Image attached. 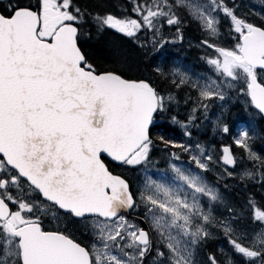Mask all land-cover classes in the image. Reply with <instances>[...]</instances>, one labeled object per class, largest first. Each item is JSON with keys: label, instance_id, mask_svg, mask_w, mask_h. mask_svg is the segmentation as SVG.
Listing matches in <instances>:
<instances>
[{"label": "snow or ice", "instance_id": "1", "mask_svg": "<svg viewBox=\"0 0 264 264\" xmlns=\"http://www.w3.org/2000/svg\"><path fill=\"white\" fill-rule=\"evenodd\" d=\"M131 3L133 17L97 15V26L128 37L151 32L153 46L162 48L167 41L155 37L164 23H180L178 8L199 21L209 37L218 34L221 15L228 20L236 43L224 48L204 40L216 53L207 63L228 87L241 82L240 91L264 114V79L259 78L264 27L237 15L226 0ZM82 19L74 0H7L0 5V264H146L149 257L155 264H194L192 246L209 236L205 225L210 216L200 197L215 201L218 195L199 174L172 164L173 176L148 175L139 190L150 230L123 214L137 207V194L106 159L146 165L153 145L150 128L173 97L145 79L97 73L78 43ZM173 71L180 74L178 68ZM184 83L183 77L179 83L173 80L177 87ZM199 97L225 99L215 80L200 87ZM200 107L207 109L203 103ZM220 130L230 131L227 124ZM160 139L184 151L191 147ZM250 139L249 128L243 127L233 144L258 159ZM196 148L200 156L191 160L206 171L212 157L204 156L200 145ZM221 151L222 163L234 167L231 146ZM248 207L259 228L251 239L237 236L228 224L222 227L235 252L264 264V205L249 201ZM53 208L84 222L91 231L90 247L63 231L43 228L42 217ZM207 264H218L216 256L208 255Z\"/></svg>", "mask_w": 264, "mask_h": 264}, {"label": "trees", "instance_id": "2", "mask_svg": "<svg viewBox=\"0 0 264 264\" xmlns=\"http://www.w3.org/2000/svg\"><path fill=\"white\" fill-rule=\"evenodd\" d=\"M259 2L260 4L257 6H247L253 8V11L252 9H246L247 12L245 15L249 22L264 26V15L261 14L264 13V0H260ZM74 3L83 13L78 43L88 62L97 71L114 70L126 77L146 78L161 94L165 96L171 95L173 97L172 100L168 101V104H174V109H168L165 112L158 113L153 126L150 128V137L153 140L150 159L162 162V154L160 155L159 152L161 150H172L171 147L173 146L164 143L160 137H164V140L171 142L181 140L182 145L185 141L190 144L197 137L201 138L202 141H205L204 145L207 144V147L210 146L216 155V160L213 161L217 165L216 170L210 165L204 171L211 179L217 178L214 180H217L216 184L221 186L224 195L225 216L229 219V221L226 220V223L233 222L235 227H239L245 231H250L257 227L250 220L248 204L249 201H256L264 205V114L259 113L251 105L250 99L241 92L240 101L232 100V102H225L224 105L214 106L211 108L209 116L201 112V118L204 115V120L208 122L209 117L212 119V116L215 114L223 116L224 123L230 129L228 134L215 130L214 134L209 135L210 127L204 124V120L200 119V123L203 126V133L196 130H193V132L191 130L192 133L186 135V131L190 128L183 129L181 124L172 123V117H177L183 123H188V115L191 114L193 108H198L195 113H199L203 108L200 107V104H206V100L201 101L197 99L195 88H192L187 81L179 87L173 84V80L179 83L181 79L180 74H174L173 71L177 66L181 65L180 61L175 62L176 55L181 53L180 49L172 48L170 44L166 43L162 48L153 50L145 47L141 43L140 33L136 37H128L113 29L106 27L101 29L97 26L95 22L97 15L104 16L112 14L117 17L134 16L131 11V0H74ZM226 3L232 6L234 4H240L241 0H226ZM181 13L183 20L181 22L182 24L178 26L179 33L190 35L197 39L202 35V31L197 26L196 20L188 16L189 13L185 9H182ZM191 52L197 54V46L192 48ZM180 55L182 56V54ZM189 58L190 56L188 55L185 59L190 60ZM190 63L194 70L198 69L197 66L199 65L196 59ZM157 68L161 69L162 74L157 72ZM185 70L189 71V69ZM239 127L249 128L251 136L249 146L258 159L250 158L248 153L233 144V138L238 132ZM206 128H209V130L205 132ZM224 143H228L231 146L236 161L234 167L224 165L220 159L222 144ZM196 145L199 144L192 146L196 147ZM200 147L203 146L200 145ZM106 163L113 172L120 173L129 179L132 191L137 194V204L141 209L140 213H144V206L139 203L138 198L139 166H125L113 162L110 159H106ZM210 169L215 170V173L210 172ZM240 208H242L243 212L240 211ZM225 248H227V251L224 249L223 251H234L228 243V240H226ZM205 249H208L207 252L212 250V248L209 250L208 244L205 245ZM214 255L217 261L226 264L224 261L226 258L221 250L215 252ZM241 263H246V261H239L237 264Z\"/></svg>", "mask_w": 264, "mask_h": 264}, {"label": "rangeland", "instance_id": "3", "mask_svg": "<svg viewBox=\"0 0 264 264\" xmlns=\"http://www.w3.org/2000/svg\"><path fill=\"white\" fill-rule=\"evenodd\" d=\"M259 1L260 0H241L240 4L238 3L232 6L236 7L237 15L242 16L247 19V16L245 15V13L247 12L246 9L248 10L252 9L253 11V8H249L247 6H250V7L257 6L260 4ZM200 2L202 3L203 0H200ZM182 9L184 8L176 9V14L180 18V23L178 25H172V26H169L166 23H164L163 27L160 28V35L156 36L155 39L159 40L162 37L163 40L167 41V44H170L172 48L180 49V52H181L180 54H182V56L180 54H177L176 55L177 57L175 58L176 59L175 62L177 63L178 61H180V64H181L177 66V68L180 70V78L183 77L185 81L190 83L192 88L193 87L195 88V92H196L195 95L197 99H200L199 97L200 87L204 86L206 83L213 81V80H215L221 86V90L223 91L225 95L224 100H220L215 97L212 99L206 100L205 103L207 105V109L202 108V111H200L199 113H193V110H192L191 114L188 115L189 116L188 123H183L177 117H176L177 122L171 121L172 123L181 124V127L183 129L184 128L188 129L193 126L196 116L197 115L201 116V112L209 116L211 113V108H213L214 106L218 107L219 105H224V103L225 102L227 103V101L232 102V100L240 101V94H241L240 89L243 87V85L241 82H232V87H228L227 83H224L221 78L217 77L213 68L207 63V59L209 57L215 56L216 53L214 52V49H210L206 45L203 44L204 40H210L211 43L217 46H220V47H224V48L234 47L236 43V40L234 39L235 34L231 32V29L229 27V21L224 19L221 15V23L219 25L218 34L215 37H209V35L202 28L200 22L197 21L192 15L188 14V16L196 20L197 26L202 31V35L199 36L197 39H195L193 36L184 35L183 33L177 32L178 26L182 24L181 22L183 20V16L181 13ZM261 14L264 15V13H261ZM139 33L141 34L140 41L145 47H149L150 49H153V50L159 49L153 46L154 38L151 32L142 31ZM164 45H166V43ZM196 46L198 49L197 54H195V52L194 53L191 52V49L195 48ZM188 55L190 56L189 59L192 62H194V60L196 59L199 65V66L196 65L198 68L197 70L193 69V67L191 66L190 60L185 59ZM183 67L185 69H189V71L185 70ZM259 78L264 79V72L260 73ZM174 107H175L174 104H168V109H174ZM192 116H194L195 118L191 119ZM201 120H204V115H202ZM210 122H211V125H210ZM204 124L210 127L211 130L209 131V135H211V134H214L215 130L218 132H222L220 130V126L225 123H224L223 116L215 114L214 116H212V119H210L209 117V122L204 120ZM239 129L240 127L238 128V130ZM191 130L193 131V129L191 128L186 132L191 134L192 133ZM208 130L209 128L208 129L206 128L205 132ZM172 143L182 144V141L178 140ZM204 143L205 141H202L201 138L197 137L193 142H190V144L186 143V141L183 143V145L185 146H191L189 151H184L183 149L178 148V147H175V148L171 147L172 150H169V151L161 150V152H159L160 155L162 154V157H161L162 162H157L156 160L149 158V161L147 162L146 165H141L138 168L139 169V190L143 187V183L148 175H152L154 179L158 178L159 175H167L168 177L173 176L174 174L172 173V170H171L172 164H176L177 166L181 168L189 169L199 174L204 180V182L211 189H213V191L217 193L218 199L213 201L207 196L200 197V203L202 205L203 211L210 216V221L205 225V228L208 231L209 236L206 239L200 241L198 244L192 246V259H193L194 264H207L208 255L210 254L214 255V253L217 252L218 250H221L222 254H224V257L226 258L224 261L226 262V264H237L239 263V261H246V263H241V264H262L261 258H256L253 261L247 257H244L242 254L235 252V250L234 251L230 250L226 252L227 248H225V246H226V240L228 239L225 236L224 229L222 227L223 224L230 225L235 230V234L237 236H246L248 239H251V237L254 235V230L259 231V228L257 226L250 231L249 230L245 231L243 229H240L239 227H235L233 222L226 223V220L229 221V219L227 216H225L226 211L224 207V195H223L221 186L216 184L217 180H214L217 178L211 179L204 170H200L199 168H197L195 163L191 160V157L193 155L200 156L199 149L192 146L194 144H199L203 146L201 148L204 150V156L210 155L212 157L211 161H206V163L208 164V167L211 165V167L216 170L217 165L216 163L215 164L213 163V161L216 160L215 152L210 146L207 147V144L204 145ZM173 154H175L176 156H179V159L178 160L175 159ZM203 158L204 157L201 156V159ZM215 170L210 169V172L214 174ZM254 202L257 205H261L260 203L256 201ZM240 211L243 212L242 208H240ZM144 215H145V209H144ZM125 216L128 218L129 221L137 223L133 218H129L127 215ZM153 235H154V239H156V234L153 233ZM206 244L209 245V250L212 248L211 251L207 252L208 249H205ZM223 249L226 251H223ZM153 263L155 264L154 260H153Z\"/></svg>", "mask_w": 264, "mask_h": 264}, {"label": "flooded vegetation", "instance_id": "4", "mask_svg": "<svg viewBox=\"0 0 264 264\" xmlns=\"http://www.w3.org/2000/svg\"><path fill=\"white\" fill-rule=\"evenodd\" d=\"M6 4L7 0H0V5L6 6ZM200 119L201 116L197 115L195 118V122L193 126L190 127V129L192 128L193 130L203 133V126L202 123H200ZM140 211L141 209L139 207H137V209L133 208L128 214L125 215H127L129 218H133L137 222V224L140 225V227L150 230L149 221L147 219H143L142 217L141 218L143 219V221H141L140 216L143 215L142 213H140ZM42 226L46 231H63L65 232V234L72 236L83 246L90 247V245L93 243L91 231L89 228H86L84 226V222H80L75 218L69 217L62 210L58 211L54 208L49 209L46 215L42 217ZM146 264H154L152 257H149L147 259Z\"/></svg>", "mask_w": 264, "mask_h": 264}, {"label": "water", "instance_id": "5", "mask_svg": "<svg viewBox=\"0 0 264 264\" xmlns=\"http://www.w3.org/2000/svg\"><path fill=\"white\" fill-rule=\"evenodd\" d=\"M255 25H257V26H261V27H264V26H262V25H260V24H257V23H254ZM80 46V45H79ZM81 48V47H80ZM81 51L83 52V50L81 49ZM83 54H84V52H83ZM85 55V54H84ZM97 71V70H96ZM104 72H116L117 74H120L119 72H117V71H114V70H99V71H97V73H104ZM122 75V74H121ZM124 78H126V79H145V80H147V81H149L148 79H146V78H130V77H126V76H124V75H122ZM153 85V84H152ZM154 86V85H153ZM155 87V86H154ZM223 146H230L229 144H223L222 145V147ZM234 156V155H233ZM111 170V169H110ZM112 171V170H111ZM113 172V171H112ZM114 174H116V175H120V176H122L124 179H126L127 181H128V179L125 177V176H123L122 174H120V173H117V172H113ZM129 182V181H128ZM130 184V183H129ZM126 213H128L129 212V209L128 210H126L125 211ZM142 221H143V219L142 218H140ZM218 264H221V262H218Z\"/></svg>", "mask_w": 264, "mask_h": 264}]
</instances>
